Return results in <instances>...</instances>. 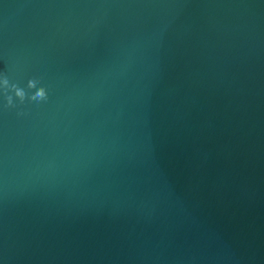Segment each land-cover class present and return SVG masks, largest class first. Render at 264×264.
Listing matches in <instances>:
<instances>
[{"label":"water","instance_id":"obj_1","mask_svg":"<svg viewBox=\"0 0 264 264\" xmlns=\"http://www.w3.org/2000/svg\"><path fill=\"white\" fill-rule=\"evenodd\" d=\"M0 264H264V0H0Z\"/></svg>","mask_w":264,"mask_h":264}]
</instances>
